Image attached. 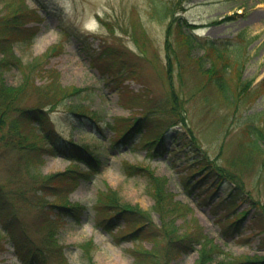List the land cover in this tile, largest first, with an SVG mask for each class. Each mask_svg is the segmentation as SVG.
I'll use <instances>...</instances> for the list:
<instances>
[{
  "label": "rangeland",
  "instance_id": "374dc122",
  "mask_svg": "<svg viewBox=\"0 0 264 264\" xmlns=\"http://www.w3.org/2000/svg\"><path fill=\"white\" fill-rule=\"evenodd\" d=\"M154 1L0 0L1 14L12 16L29 5L42 16L34 41L14 48L26 63L49 59L45 66L54 68L50 73L62 85L49 89L65 90L64 104L51 112L47 126L82 147L101 151L104 160L101 170L74 190L42 194L30 188L32 178L23 167L18 169L15 156H0V208L5 209L0 216V264L41 263V256L32 262L30 249L21 250L23 241L16 233L43 250L47 264H137L135 254L145 259L152 255L150 264H264V142L263 152L253 150L241 143L239 134L245 115L264 116V0H168L183 22L194 23L203 43H228L232 57L240 56L233 87L239 80L253 96L260 86L251 101L244 103V98L233 106L215 88L203 86L197 65L202 47L190 57L181 53L183 72L169 60L166 40L173 36L168 32L172 16L155 12ZM122 53L124 65L134 72L103 68V63L122 65ZM21 74L12 68L6 77L17 85ZM48 74L40 73L36 83L44 84ZM79 88L83 92L74 94ZM172 90L184 99L187 123L169 128L163 154L150 153L138 142L139 134L111 143L129 119L156 109ZM74 105L99 119L101 130L94 134L92 121L69 117L67 109ZM156 110L149 112L148 134L169 125L167 116ZM195 136L197 146L184 143ZM175 144L179 150L173 152ZM44 158L39 170L45 175L86 169L61 154ZM222 165L230 176L217 174ZM118 213L122 216L115 217ZM138 228L140 239L126 236ZM197 235L208 243L200 245ZM52 240L59 252L50 246ZM205 252L210 255L202 261Z\"/></svg>",
  "mask_w": 264,
  "mask_h": 264
},
{
  "label": "trees",
  "instance_id": "16d2710c",
  "mask_svg": "<svg viewBox=\"0 0 264 264\" xmlns=\"http://www.w3.org/2000/svg\"><path fill=\"white\" fill-rule=\"evenodd\" d=\"M153 3L155 12H160L162 17L172 16V23L169 26L168 32L169 35L173 33V36L172 39L168 36L166 40V50L169 60L174 62L175 65L178 64L180 71H184V61L181 53L186 52L187 56L190 57L193 55L196 48L202 47L203 53L201 54L202 56L198 58L197 65L199 72H202L205 78L206 83H204L203 86L215 88V91L232 106L244 98V103H247L259 93L260 86L259 90H252L253 96H251L250 93L246 94L247 89L245 83L243 85L239 80L237 81L236 88L231 85L232 78L237 71L239 72L242 61L240 60V56L232 57L228 43L224 46L223 43L218 44L213 39H206L203 43L202 39L197 37L194 33V23L189 24L186 20V22H183L182 18L176 15L177 11L173 3L168 0H157ZM42 20L41 14L29 5H25L23 9H20L12 16L0 13V156L4 157L8 155L7 157L15 156L17 158L18 169H22L21 167H23L32 178L30 188H33L35 191H40L42 194L48 191L55 194L60 191L74 190L82 180L91 179L101 170L104 160L101 151L94 149L90 145H87L88 148L82 147L80 143L78 144L67 137H62L54 128L48 127L46 124V122H51L52 120L51 112L64 104L65 98L62 97V94L65 90L60 89V91H51L49 89L50 86H54L55 84L60 88L62 86L58 78L54 80L55 74L50 73V71L55 72L53 70L54 68H47L45 66V63L49 59H33L26 63L15 54L14 48L17 43L31 44L40 31V22H42ZM32 22H38V25H30ZM244 44L247 45L248 43L245 42ZM47 55L49 56V53ZM126 59L127 57L122 53L119 58V60L122 61V65L103 63L102 66L110 73L113 72V67L115 66L119 69L123 68V72H134L132 67L124 65ZM205 59L209 61L208 66L204 64L206 63ZM12 68H17L20 73H22L21 81L17 85L10 84L6 77V72ZM195 68L197 69L196 65ZM234 71H236V73ZM44 72H49L48 76H46V82L48 84L46 82L44 84H37V76ZM250 83L251 81L246 82V86ZM240 89L242 92L238 94V90ZM82 92L83 89L79 88L74 94H80ZM179 96L180 95L172 90V92H167L166 97L158 103V106L156 105L157 110L154 108L144 110L143 115L133 121L123 118L124 121L128 120L127 122L129 123L126 125L127 127L122 130L118 139L111 141V143L115 145L128 142L132 140L135 135L139 134L138 142L146 147L150 153L163 154L164 150L161 151L160 148L166 144L167 131L169 128L177 123L181 125L187 123L184 117V112L187 111V109L184 107V99ZM81 108L82 107L79 105H74L73 108L70 107V109L68 108L67 111L70 113L69 117L83 122L86 121V123L92 121L95 127L94 134L97 132L96 130H101L100 120L95 116L89 115L85 112L84 108ZM153 110L164 114L170 121L168 123L169 125L164 129L159 126L152 134H148L147 118L149 117V112ZM82 124L83 126L85 125V123ZM111 128L115 129L114 123H111ZM183 133H185L184 138L186 139V137H188L186 130H184ZM239 134L243 135L240 139L241 143L246 146L249 145L253 150L263 152L261 143L264 142V116H262V113L245 115L243 118V127H241V132ZM245 138L248 140H244ZM184 143L189 146H197L196 136L194 139L187 140V142ZM176 150H179L177 144L172 148L173 152ZM46 154H61L70 157L73 160L79 161L82 165H85L86 169H81L79 167L55 175H45L39 169L44 163ZM124 166H126L127 169L131 167L129 164H125ZM227 169V167H223L222 165L217 174L221 177L230 176L231 174ZM133 171L138 172L137 169ZM23 194V192H20V198H23ZM67 209H69V211H74L76 207H68ZM3 214H5V209L1 206L0 216ZM121 216L122 214L118 213L115 217ZM5 230L12 231V228L10 230L9 226L5 225ZM139 230V228L134 229L130 233H127L126 236L140 239L141 235ZM144 232L146 234L148 230H144ZM161 232L163 233V231ZM153 235L155 238L158 236L157 234ZM16 237L18 240L21 239L23 241V245L20 246L22 247L21 250L23 248L30 249L32 262L36 261L38 256H41L43 263L41 261L40 264H47V256L44 255L43 250L32 247L31 243L21 238L24 237L23 234L19 236L18 233H16ZM197 237L199 238L198 242L200 245H206L208 243V241L204 242L205 236L200 237L197 235ZM18 244H16L18 246L17 249H19ZM50 246L56 248L58 252L60 251L56 240L50 241ZM209 255V252H205L202 261H205V258ZM151 257L153 256L148 254L145 259L135 254L134 261H136L137 264H150V262H152L151 259H153ZM156 260L159 259L155 256L154 262H156Z\"/></svg>",
  "mask_w": 264,
  "mask_h": 264
}]
</instances>
